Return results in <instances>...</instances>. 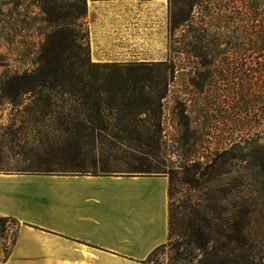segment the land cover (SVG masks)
Segmentation results:
<instances>
[{
	"label": "rangeland",
	"instance_id": "1",
	"mask_svg": "<svg viewBox=\"0 0 264 264\" xmlns=\"http://www.w3.org/2000/svg\"><path fill=\"white\" fill-rule=\"evenodd\" d=\"M168 4L169 60L142 70L153 81L147 82V93L155 92L159 103L158 121L146 113L141 125L153 133L158 123L160 132L145 145L134 144L139 153H151L158 141L157 153L146 159L152 169L141 168L140 156L120 154L117 159L89 161L84 170L168 176L169 239L154 262L199 264L202 253L192 242L209 237L218 244L242 240L246 257L264 264V61L244 49L245 24L233 19L241 9L239 2L168 0ZM85 8L84 0H0V78L47 75L49 69H39V60L47 35L55 30L63 36L73 34L81 47L80 51L75 47L70 57L62 40L58 75L67 76L71 65L76 76L100 72L84 61L89 48ZM23 116L22 108L1 102L0 135L16 120L19 137L4 149L0 145V172L35 170L36 153L47 148L34 142L36 133L23 124ZM1 219L4 254V242L16 235L20 224Z\"/></svg>",
	"mask_w": 264,
	"mask_h": 264
},
{
	"label": "crops",
	"instance_id": "2",
	"mask_svg": "<svg viewBox=\"0 0 264 264\" xmlns=\"http://www.w3.org/2000/svg\"><path fill=\"white\" fill-rule=\"evenodd\" d=\"M84 21L92 63L169 60L168 0H86ZM169 187L165 174L0 172V217L20 224L0 264H149L169 239Z\"/></svg>",
	"mask_w": 264,
	"mask_h": 264
},
{
	"label": "trees",
	"instance_id": "3",
	"mask_svg": "<svg viewBox=\"0 0 264 264\" xmlns=\"http://www.w3.org/2000/svg\"><path fill=\"white\" fill-rule=\"evenodd\" d=\"M84 1L86 6V0ZM232 1L241 4V9L233 14V19L245 24L246 41L243 43L246 48L244 49L260 54L262 56L260 58L264 61V0ZM235 29H238L237 25ZM63 35L61 30H55L47 35L43 46L44 54L39 60V69L42 67L49 69L47 75L25 74L21 77L5 75L0 78V105L3 100H7L12 109L22 108L23 124L32 126L36 133L34 142L40 146L47 144L44 153H36L39 166L35 170L17 173L115 174L109 171L97 172L84 169L89 161L95 162L99 157L117 159L120 154L125 158L140 156L138 159L144 160L141 162V168L152 169L150 164H146V159L155 156L159 149L158 141L154 144L151 153H139L134 145L135 143L145 145L160 132L158 123L155 124L153 133L145 130V126L141 125L144 122L142 116L146 113H151L152 117L157 118L159 103V97L157 94L155 96V92L147 93L146 84L153 81L149 80L148 75L142 70L144 67L166 63L96 64L90 61L88 48V57L86 56L84 61L101 71H97L98 73L85 71L83 72L85 75L81 73L80 76H76L75 69L71 65L70 73L67 76H60L59 68L56 66L60 63L57 59L59 54L57 51L62 40L67 43L70 57L74 56L75 47L81 50L73 34ZM108 69L111 71L108 72ZM165 94L164 92L161 98ZM16 122L13 120V123L0 135V145L3 149L15 143L19 137V128L14 129ZM11 150L13 151L12 148ZM110 151L114 153L109 154ZM130 174H152V172L132 171ZM14 240L15 235L4 242L5 256ZM192 244L202 253L199 264H253L246 257L247 245L242 240H237L233 244H218L209 237H204L193 241ZM160 248L151 253L147 263L160 264L152 259Z\"/></svg>",
	"mask_w": 264,
	"mask_h": 264
}]
</instances>
